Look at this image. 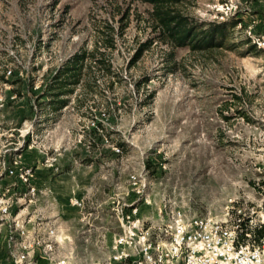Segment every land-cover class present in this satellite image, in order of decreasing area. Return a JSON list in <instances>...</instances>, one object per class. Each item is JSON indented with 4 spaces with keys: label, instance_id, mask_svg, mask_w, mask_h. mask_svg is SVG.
Returning <instances> with one entry per match:
<instances>
[{
    "label": "rangeland",
    "instance_id": "rangeland-1",
    "mask_svg": "<svg viewBox=\"0 0 264 264\" xmlns=\"http://www.w3.org/2000/svg\"><path fill=\"white\" fill-rule=\"evenodd\" d=\"M180 7L223 23L224 45L165 44L141 0H0V144L31 131L23 160L40 192L28 211L65 205L72 241L61 251L81 263L107 259L125 205L156 227L170 209L264 216V49L253 41L264 38V0ZM82 52L84 81L56 111L47 85ZM59 187L68 193L55 199Z\"/></svg>",
    "mask_w": 264,
    "mask_h": 264
},
{
    "label": "built area",
    "instance_id": "built-area-1",
    "mask_svg": "<svg viewBox=\"0 0 264 264\" xmlns=\"http://www.w3.org/2000/svg\"><path fill=\"white\" fill-rule=\"evenodd\" d=\"M253 41L264 49V38ZM29 134L20 131L13 146L11 133L0 144V264H264V232L260 239L253 234L264 229V216L256 221L241 205L233 222L170 209L158 227L147 224L139 207L125 205L115 209L122 232L104 262L81 263L72 253L63 254L50 211H28L40 192L34 169L23 160L24 151L37 144L31 139L26 145ZM71 202L83 206L76 198Z\"/></svg>",
    "mask_w": 264,
    "mask_h": 264
},
{
    "label": "trees",
    "instance_id": "trees-1",
    "mask_svg": "<svg viewBox=\"0 0 264 264\" xmlns=\"http://www.w3.org/2000/svg\"><path fill=\"white\" fill-rule=\"evenodd\" d=\"M151 6V17L158 31L157 39L175 48L189 47L192 50H209L222 47L226 39L223 23H201L188 16L180 7L185 0H141ZM149 45V44H148ZM88 53L74 55L56 70L47 85L51 107L61 110L68 104L67 96L82 85L89 66ZM264 229L255 234L260 239Z\"/></svg>",
    "mask_w": 264,
    "mask_h": 264
},
{
    "label": "crops",
    "instance_id": "crops-1",
    "mask_svg": "<svg viewBox=\"0 0 264 264\" xmlns=\"http://www.w3.org/2000/svg\"><path fill=\"white\" fill-rule=\"evenodd\" d=\"M64 192V194H63ZM61 190V188L59 187V189L57 188H53V197L56 198H60L62 196H64L66 193H68V191H63ZM57 196V197H56ZM61 204L57 203V208L55 206V204H53L51 206V221L54 223V225L57 228L58 231V235H59V240L61 241V245L60 247H65V245H70L69 242L72 241V236L67 234L65 231L67 230V228H69V225L72 224V219L69 218L70 216L68 215L70 212L69 209H65L64 206H60ZM62 217H65L66 219H68V221H62ZM87 240H89L88 238H86Z\"/></svg>",
    "mask_w": 264,
    "mask_h": 264
}]
</instances>
